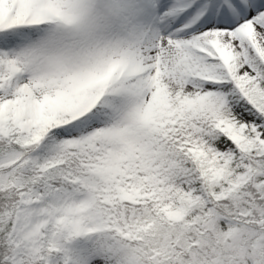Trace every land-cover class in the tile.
Instances as JSON below:
<instances>
[{
	"label": "snow or ice",
	"instance_id": "6c2138e0",
	"mask_svg": "<svg viewBox=\"0 0 264 264\" xmlns=\"http://www.w3.org/2000/svg\"><path fill=\"white\" fill-rule=\"evenodd\" d=\"M0 264H264V0H0Z\"/></svg>",
	"mask_w": 264,
	"mask_h": 264
}]
</instances>
